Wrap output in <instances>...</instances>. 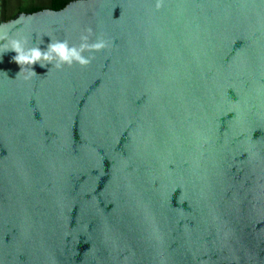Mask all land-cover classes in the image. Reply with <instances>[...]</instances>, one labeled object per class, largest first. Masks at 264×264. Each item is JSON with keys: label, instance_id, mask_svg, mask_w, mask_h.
<instances>
[{"label": "water", "instance_id": "1", "mask_svg": "<svg viewBox=\"0 0 264 264\" xmlns=\"http://www.w3.org/2000/svg\"><path fill=\"white\" fill-rule=\"evenodd\" d=\"M88 29L108 46L86 66L0 56V264H264V0L3 23L42 49Z\"/></svg>", "mask_w": 264, "mask_h": 264}, {"label": "clouds", "instance_id": "2", "mask_svg": "<svg viewBox=\"0 0 264 264\" xmlns=\"http://www.w3.org/2000/svg\"><path fill=\"white\" fill-rule=\"evenodd\" d=\"M157 8L161 5L157 3ZM3 23L0 22V56L12 51L15 53L11 60L20 67L17 76L23 75L24 79H29L37 76L33 69V65L38 64L41 68H47L52 65L60 68L64 65L71 66L74 63L81 66L88 65L93 51H99L108 46L107 41L101 37H97L93 43L89 42L91 36V29L87 30L86 35L80 36V43L78 45L70 44L68 40L53 39L49 37V43L46 48H41L44 43L43 37L40 43H31L26 36L14 38L3 31ZM89 53L85 56L84 53Z\"/></svg>", "mask_w": 264, "mask_h": 264}, {"label": "crops", "instance_id": "3", "mask_svg": "<svg viewBox=\"0 0 264 264\" xmlns=\"http://www.w3.org/2000/svg\"><path fill=\"white\" fill-rule=\"evenodd\" d=\"M52 0H32L24 6L23 0H14V2H1L0 0V22L13 18L20 12H34L43 8H50ZM25 8V9H23Z\"/></svg>", "mask_w": 264, "mask_h": 264}, {"label": "trees", "instance_id": "4", "mask_svg": "<svg viewBox=\"0 0 264 264\" xmlns=\"http://www.w3.org/2000/svg\"><path fill=\"white\" fill-rule=\"evenodd\" d=\"M69 1L71 0H52L50 8L54 10H59L63 8Z\"/></svg>", "mask_w": 264, "mask_h": 264}, {"label": "rangeland", "instance_id": "5", "mask_svg": "<svg viewBox=\"0 0 264 264\" xmlns=\"http://www.w3.org/2000/svg\"><path fill=\"white\" fill-rule=\"evenodd\" d=\"M32 0H23V5L24 6H26V5H28L29 4V2H31ZM1 2H8V3H10V2H14V0H1ZM23 9H25V8H23Z\"/></svg>", "mask_w": 264, "mask_h": 264}]
</instances>
